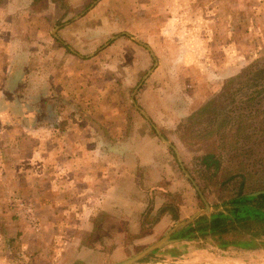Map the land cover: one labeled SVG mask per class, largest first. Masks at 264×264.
<instances>
[{"label":"rangeland","instance_id":"obj_1","mask_svg":"<svg viewBox=\"0 0 264 264\" xmlns=\"http://www.w3.org/2000/svg\"><path fill=\"white\" fill-rule=\"evenodd\" d=\"M263 67L264 0H0V114L21 111L22 154L105 147L106 179L53 176V150L28 156L38 178L14 190L1 172L0 264H109L202 209L199 194L214 210L242 176L263 188ZM142 260L264 264V247L181 239Z\"/></svg>","mask_w":264,"mask_h":264},{"label":"trees","instance_id":"obj_2","mask_svg":"<svg viewBox=\"0 0 264 264\" xmlns=\"http://www.w3.org/2000/svg\"><path fill=\"white\" fill-rule=\"evenodd\" d=\"M211 157L205 155L202 161L215 163V159ZM263 188L245 190L242 176L233 194L213 203L216 209L202 211L187 223L178 225L170 232L169 238L172 241H209L221 248L228 245L242 248L264 247V191L253 193ZM164 210L172 220H178L177 209L172 203H165L159 208V212ZM157 249L160 247L152 249L141 259H146Z\"/></svg>","mask_w":264,"mask_h":264},{"label":"crops","instance_id":"obj_3","mask_svg":"<svg viewBox=\"0 0 264 264\" xmlns=\"http://www.w3.org/2000/svg\"><path fill=\"white\" fill-rule=\"evenodd\" d=\"M1 96L2 95L0 91V103L8 102L6 101L5 97ZM11 104L14 105L13 103ZM19 105H23V102H20ZM21 115V111L11 112L8 114H0V121H3L1 122L3 126H0V138H3V147H0V173L2 172L3 174L7 175V177L3 180H6V182H8L11 190L16 189L17 186L21 183H29V180H32L33 178H38L37 176L39 174V167L35 168L36 172H32L31 162H34L35 160L36 166H39V162L35 158L32 161L27 160L28 156L32 157L35 155H40L41 157H45L52 150V155H54L55 158L51 161L42 162V166L47 169H52L51 173H53V176L59 177V173L61 171H67L69 169V180L66 181L67 183L74 185L76 181L75 177L77 175V168L83 166L86 167V175L88 173L92 179L95 178L98 182H104L106 180L105 177H102L104 176L103 173L99 175L95 174L94 172L95 168L96 170L99 169L98 167H95V164L100 167V157H97L94 152L97 151V154L99 155L101 151H105V147H51V150L45 149V147H43L42 150L40 149V147H37L35 145L34 147H25L27 148L28 154H22V151L24 153V150L22 147L19 146L20 139L22 137V127H20V122L21 120L25 121V119H22L23 115ZM14 124L19 125L17 126V128H15ZM7 131H9L10 133H8ZM15 142H17L16 146H14ZM5 143H9V146H6ZM63 151L66 154L64 157L60 155L63 154ZM104 170L105 168L103 167L102 171ZM40 179H38L37 182H39ZM89 190L91 191L92 189L89 188ZM83 191H85V188L80 189L74 187L72 189L73 194L77 196L76 198H79L78 196H80ZM53 200L54 199L52 198L45 199V201H48L45 207L50 208L52 210ZM74 258L80 257L76 255V257ZM71 260L72 257L69 261L66 262V264Z\"/></svg>","mask_w":264,"mask_h":264},{"label":"water","instance_id":"obj_4","mask_svg":"<svg viewBox=\"0 0 264 264\" xmlns=\"http://www.w3.org/2000/svg\"><path fill=\"white\" fill-rule=\"evenodd\" d=\"M132 102L133 98H131ZM136 106V105H135ZM137 107V106H136ZM140 113L146 118L148 119V116L144 113L143 110L139 109ZM152 124V123H151ZM152 126L154 127V125L152 124ZM156 134L158 135V137L163 140L167 145H169L172 149H174V146L172 145L171 142H169L167 139H165L160 132H158V130L154 127ZM175 150V149H174ZM180 166L182 168V171L184 172V174L188 177V179L195 185L192 177L190 176V174L187 172V170L183 167V165L180 162ZM263 189L260 190H256L253 193H258V192H263ZM200 198L202 199L203 203H204V207L200 210H196L193 213H191L188 217H186L185 219L178 221L177 223H175L174 225H172L161 237H159L157 240L149 243L148 245H146L145 247H143L142 249H140L139 251L135 252L132 255H129L127 257H124L122 259H118L116 261H113L109 264H143V263H156V262H145L143 261L141 258L144 257L145 255H147L152 249L160 247L164 244L169 243L170 241H172L171 238H169V234L170 232L177 227L178 225L181 224H185L188 221H190L195 215H197L198 213L202 212V211H207L209 208L208 203L204 200V198L202 197L201 194Z\"/></svg>","mask_w":264,"mask_h":264},{"label":"bare ground","instance_id":"obj_5","mask_svg":"<svg viewBox=\"0 0 264 264\" xmlns=\"http://www.w3.org/2000/svg\"><path fill=\"white\" fill-rule=\"evenodd\" d=\"M143 264H165V263H143Z\"/></svg>","mask_w":264,"mask_h":264}]
</instances>
